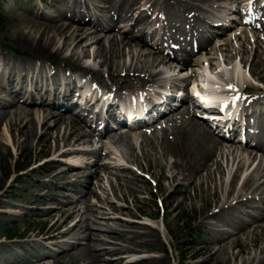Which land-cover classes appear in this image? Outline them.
Masks as SVG:
<instances>
[{
  "label": "bare ground",
  "instance_id": "1",
  "mask_svg": "<svg viewBox=\"0 0 264 264\" xmlns=\"http://www.w3.org/2000/svg\"><path fill=\"white\" fill-rule=\"evenodd\" d=\"M94 1H92V4ZM222 1L224 0H105L107 6L104 7L102 13L114 10L117 18L121 20H129L133 14H136L137 18L130 26L132 27L136 22H144L145 13L147 15V11H156L158 6L163 10L166 7L174 11L183 9L185 6L192 7L191 3L197 2L201 4V7L194 6L192 10L201 12L202 15L193 20L194 25H190L195 29L196 24L201 27L212 25V12H217V10H213L214 6L212 5ZM77 2L78 0H72V3ZM140 6L142 9H139ZM221 6L222 4L219 5V7ZM239 6L236 5L237 8ZM145 7L147 8L144 11L143 8ZM167 18L170 19L167 25L163 23L166 19L162 21V35H165L167 29L172 26L174 17L168 15ZM108 21L114 20L107 15L102 19L97 18L96 22L99 25L93 27L102 30L100 25ZM256 24H259V22ZM177 31L184 34L181 28ZM14 32H16L13 33L15 41L24 49L34 52V54L27 57L29 61L23 59L26 58L25 55H23L24 57H10L0 54L5 74L4 79L0 82V100L3 101L1 106L9 109L0 111V124L4 123L6 127V131L5 129L2 130L3 136H1L7 142L6 144L0 140V152L1 149L6 151L4 146H9L8 144L11 142L17 148L29 147L35 149L36 156L39 157L44 153L52 152L53 148L56 150L62 145L67 147L70 146L71 141L79 140L78 137L74 136L70 141L69 136L74 132L73 128L52 117L51 112L38 117L28 108L21 106L16 98V100L9 98V92H12L14 97L17 98L26 97L34 100L43 97L48 94V91L45 89L40 94L41 84L46 85V82H50L52 88L50 96L54 99L60 85H69L65 82L67 80L59 78L62 71L66 73L68 69L59 66L55 73L52 71V75H47V69L40 63L47 57H50L54 62L63 60L64 65L69 67L70 71H79L83 74L90 73L94 76L102 73L100 69L95 70L93 66L82 64L84 60H89L91 57L93 61L96 58L102 59L99 68L105 66L111 77H117L118 71L119 75L125 73L128 78L132 79L138 78L141 73H145L149 77L155 76L152 71L154 68L153 63H150L146 56L141 58L139 53V48L145 47L146 43L138 39L140 36L130 37L127 34L128 31L107 33L103 36L102 41L100 38H89L88 35L92 33L90 31L73 27L71 24L47 21L42 17L34 19L29 17L27 13L25 19L14 24ZM156 34L160 35L156 31L152 32V35ZM199 37L201 39L197 42L199 46L198 53H201L214 39L204 42L205 38L199 32L191 39L195 41ZM253 38L257 41L253 48L251 47V50L248 51L249 43ZM253 38L242 36L240 39H235L236 46L239 47L238 53L234 51L236 50L235 47L229 43L225 45L226 51L221 46L214 48L215 54L221 51L226 52L225 56H222V60L229 69L227 76H223L222 73L219 74L217 66H220L218 65L220 63H218L212 73L217 74L216 77L221 81H227L233 75L236 76L234 65H230L236 56H240L241 64L248 65L249 76L258 82L264 81V33H257ZM230 43H233V41ZM93 45H96L97 48L90 56L87 50ZM229 49L233 53L228 54ZM186 56L192 57L194 55L193 52H188ZM206 57L207 53L202 56V58ZM163 63L164 60H159V64ZM32 64H35L36 68ZM21 82L23 84L33 83L35 86L34 93H27ZM2 84L9 91L1 88ZM245 84H248V81H245ZM226 85L233 86L230 82H226ZM236 88L235 94H237L239 86L236 85ZM119 91L120 88L114 90L115 94H118ZM71 92L63 93L61 99L66 100ZM84 109L88 110V107L85 106ZM24 112L27 114L22 117ZM50 120L52 124H48ZM195 120L193 117H189L186 122L180 121V123H175L160 132L152 131L148 133V137L143 135L139 144L142 157L149 158L153 162L152 165L155 166L147 167L148 170H154V172L160 174L157 194L162 198V202L170 204L176 201L177 197L182 199L177 203V206L166 212L163 221L166 233L172 237L175 232L179 215L172 220L168 217L176 208L185 207L184 201H188L189 206H193L195 200L202 203L205 200L204 197H206L207 201L202 203V210L196 223L208 226L218 235L212 239L211 243L217 248L213 250L210 246H207L203 250L196 249L189 257L190 262L187 264H264V211H254L255 215L251 217L249 224L243 225L244 222L238 221L237 217L241 212H238L236 208V206L246 202L241 197L247 199L252 194L258 193V198H264V179L261 180L264 175V138L260 136L261 133H257L255 134L257 137L255 144L246 142L242 147V145H236L227 140L229 145H223L199 120ZM62 126H64L63 129ZM16 134L19 137H16ZM8 138L9 140H7ZM109 139L112 144L124 146L128 155H133L134 146L128 136L112 135L109 136ZM80 140L82 141L84 138L81 137ZM51 141H53L54 146H51ZM257 159V165L245 176L239 189L240 194L234 195L235 180L239 178L243 168L246 166L251 168ZM234 165L236 171L229 185L225 186L222 180ZM113 170L115 173L108 171L107 174L112 175L115 180L123 182L121 190L115 191L112 189L113 196L122 201L126 200L127 194L133 196L131 204L140 213H143L142 206L145 203L138 201V198H136L133 180L127 175L129 172L119 168ZM216 175L219 176L218 180L215 179ZM182 181L186 183L183 188L180 185ZM164 182L168 184L164 186ZM166 189L169 190L167 196L164 194ZM118 193H120V196H118ZM90 195L95 196V193L86 194L81 203L71 200L70 203L68 202L63 206L56 200V206L50 207L46 211H39L35 205L33 207L34 212L23 210V217L27 216L28 213L41 215L38 222L50 221V225L45 231L30 234V236H27V232H24L23 235L27 239L22 241H6L0 237V249L3 248L8 253V256H1V264H16L11 260L16 256L14 247L22 248L24 246L30 249V251L26 249L24 252L30 259L22 260L19 264H26L27 261L30 264H58L62 257H66L67 261L72 258L76 264H122L121 256L123 254L140 252L139 249L132 246L144 245L143 239L150 237L154 238L156 243H159L162 250L158 228L133 221L126 222L123 219L112 221L106 218L105 220V217H108V208L114 212H122L123 210L128 212L129 207H119L117 209L106 197L103 203L105 205H102L99 211H93L97 207L88 204L87 197ZM4 196L5 192L0 194V205L2 204L1 198ZM41 199L45 200L44 197ZM234 200L235 203L233 204L232 201ZM209 208L211 211L206 212ZM229 211H232L235 215H231ZM94 213L98 214L99 218L104 219L107 223L110 221L114 227L108 225L109 231L105 230L106 223L98 224ZM90 215L92 218L88 217ZM78 216L80 218L78 221L68 224L71 219ZM23 217L22 222L25 221ZM151 218H154V216L151 215ZM208 219H211V221L208 222ZM19 220L20 218H15L16 223ZM220 226H225L228 230L219 231L218 229L221 230ZM61 228H65L64 231L61 232L59 230ZM92 229L97 232H92ZM128 232L131 233L130 236ZM234 232L236 233L234 234ZM39 235H41L40 240L37 239ZM172 247L177 249L175 243ZM147 249L148 247H144V250ZM208 249L210 252L207 257L197 260V257ZM183 251H185V247H181L180 256ZM152 259L142 258L134 264H153ZM158 259L159 261L163 260Z\"/></svg>",
  "mask_w": 264,
  "mask_h": 264
},
{
  "label": "rangeland",
  "instance_id": "2",
  "mask_svg": "<svg viewBox=\"0 0 264 264\" xmlns=\"http://www.w3.org/2000/svg\"><path fill=\"white\" fill-rule=\"evenodd\" d=\"M14 2L15 4H9L8 2L5 3V11L1 12L0 14L3 15V24L0 25V44L6 43L8 44L9 48L14 51H20L18 49V45L15 44V40L13 39V22H17L19 20V17H22L23 15H20L24 9L30 8L29 3H25L24 5L20 4L17 0H10V3ZM8 6V7H7ZM9 20H12V23L9 22ZM15 42V43H14ZM105 69V68H104ZM3 129V125L0 126V135L1 130ZM3 141V140H2ZM16 150V149H15ZM14 151L11 149H7V151L1 149L0 152V193L4 191L5 187L7 186L9 177H11L13 174H15V169L17 166L21 165L22 167L27 166L30 164V159L33 158V154L29 152L28 150L24 149L21 154L17 157V162L14 165V160L12 159V154ZM41 159V158H40ZM39 179H44L43 172L39 171L38 173L33 172L30 174V177H25L23 180H20V183L12 187V191L8 190L7 193H5V197H2V203L8 202L12 206L19 205L21 208L26 207V203L30 202V196H28L26 189L31 188L35 182H39ZM8 206L6 205H0L1 210H7ZM12 210V209H11ZM16 213H13L14 216H3L0 215V237H6L8 240H19L23 239V233L27 232L29 235L34 231L38 232L43 227L36 221H28L27 217H23L25 219L24 222L21 221L22 216V210L21 209H14ZM182 219L177 220L175 237H178L177 232L182 231L184 227L182 226V222L189 220L193 217H196V211H190V210H182ZM15 218L20 220L16 223ZM30 220V219H29ZM45 228V226H44ZM201 237H204L202 234ZM10 238V239H9ZM193 239V237H192ZM179 244L181 242H178ZM179 247V246H178ZM237 249V248H236ZM235 249V250H236ZM18 250V249H17ZM19 253L21 252V249L18 250ZM194 249L188 248V250L184 251L183 257L184 260H182V263L184 264L185 261H187L188 257L193 253ZM5 249H0V255L5 254L7 255ZM179 250H174L168 255L169 257L166 259V261L163 262V264H177V257ZM160 255V254H159ZM1 257V256H0ZM199 260V259H198ZM16 261V260H15ZM19 259L16 261L18 262ZM60 264H76L73 262V260L67 261L66 259H63Z\"/></svg>",
  "mask_w": 264,
  "mask_h": 264
}]
</instances>
